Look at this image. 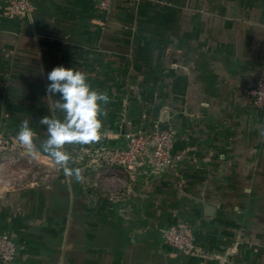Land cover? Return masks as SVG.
I'll use <instances>...</instances> for the list:
<instances>
[{"label":"crops","instance_id":"1","mask_svg":"<svg viewBox=\"0 0 264 264\" xmlns=\"http://www.w3.org/2000/svg\"><path fill=\"white\" fill-rule=\"evenodd\" d=\"M8 1L1 131L16 137L28 120L39 147L40 119L63 118L59 94L46 91L63 66L110 98L99 143L67 151L120 145L146 112L147 126L176 129L181 155L159 173L130 172L124 185L101 182L86 159L74 163L76 182L42 151L43 168L5 167L28 173L0 185V233L17 244L15 264H264V109L245 93L264 69V0H114L106 12L98 0H31L29 17L7 16ZM39 170L49 180L31 184ZM172 225L209 257L168 244Z\"/></svg>","mask_w":264,"mask_h":264},{"label":"built area","instance_id":"2","mask_svg":"<svg viewBox=\"0 0 264 264\" xmlns=\"http://www.w3.org/2000/svg\"><path fill=\"white\" fill-rule=\"evenodd\" d=\"M113 4L114 0H98L96 6L99 11L106 12L112 8ZM32 9L31 0H9L6 15L29 17ZM245 93L255 108L264 109V69ZM146 117L144 112L138 125H131L124 129L121 133L123 140L120 145L80 148L76 152L75 162L88 160L90 167L100 175L101 182L117 180L119 185L128 182L130 172L159 173L170 168L174 162L181 159V155L174 152L177 131L172 126L164 128L159 124L147 126L144 124ZM21 156L14 140L0 134V172L19 161L25 163L30 161ZM26 165L29 166V164ZM33 168L40 167L33 166ZM163 237L168 244L180 252L192 256L209 257L198 249L185 226L172 225L163 231ZM16 257V242L9 235L0 233V264H15Z\"/></svg>","mask_w":264,"mask_h":264},{"label":"clouds","instance_id":"3","mask_svg":"<svg viewBox=\"0 0 264 264\" xmlns=\"http://www.w3.org/2000/svg\"><path fill=\"white\" fill-rule=\"evenodd\" d=\"M50 83L46 91L50 97L59 94L54 101L55 108L63 113V118L44 116L39 123L46 126V139L39 147L34 142L36 133L28 120L20 123L16 140L30 156L42 151L47 154L64 173L82 182V169L69 167L75 158L67 151L69 145H90L99 143L102 138L103 122L101 116H107L106 105L110 103L106 91L93 89L88 82V74L73 68L57 66L47 77Z\"/></svg>","mask_w":264,"mask_h":264},{"label":"rangeland","instance_id":"4","mask_svg":"<svg viewBox=\"0 0 264 264\" xmlns=\"http://www.w3.org/2000/svg\"><path fill=\"white\" fill-rule=\"evenodd\" d=\"M0 134L2 135H6L8 137H10L12 140H14V142L17 145V149H18V153L21 154L22 156L26 157L27 159H29L30 161H28L25 164H29L30 167H37L39 166L40 168H43L47 162L48 159H44L43 157H41L42 153L38 152V154L36 156H30L26 153V150L23 149L18 141L16 140V137H13L11 135H7L6 133H4L3 131L0 130ZM34 142L37 143L36 138H34ZM79 149V147H70L68 152L71 153V155L75 158L76 156V152ZM69 167L75 168V164L70 162ZM38 170V169H37ZM28 176L27 171H23L21 168L19 169H13V170H6L3 169L0 172V185L3 187H12L16 184V182L18 183H23V180L25 181L26 177ZM50 178L49 173L45 172V171H41L39 170L38 172H35L32 180L30 181L31 184L34 183H41V182H46L48 181Z\"/></svg>","mask_w":264,"mask_h":264},{"label":"trees","instance_id":"5","mask_svg":"<svg viewBox=\"0 0 264 264\" xmlns=\"http://www.w3.org/2000/svg\"><path fill=\"white\" fill-rule=\"evenodd\" d=\"M87 148H89V149H90L91 147H87ZM74 163H75V162H74ZM75 164H76V163H75Z\"/></svg>","mask_w":264,"mask_h":264}]
</instances>
